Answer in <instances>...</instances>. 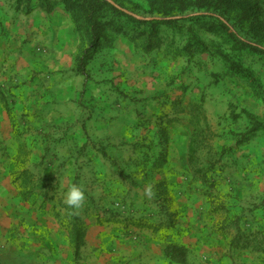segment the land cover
I'll return each mask as SVG.
<instances>
[{
  "label": "rangeland",
  "instance_id": "obj_1",
  "mask_svg": "<svg viewBox=\"0 0 264 264\" xmlns=\"http://www.w3.org/2000/svg\"><path fill=\"white\" fill-rule=\"evenodd\" d=\"M105 1L123 14L105 9L103 37L91 43L65 0H0L22 24L36 11L63 10L78 43L69 78L79 77L70 82L68 124H54L52 173L43 178L55 205L44 209L54 212V229L64 238L52 242L40 229L21 237L15 226L0 247V264H150L148 254L158 256L163 246L165 264H183L166 249L184 245L192 228L225 243L238 232H264V131L245 138L264 127V39L217 0L201 7L199 0ZM253 1L264 21V0ZM59 72L53 71L54 88ZM196 118L207 135L201 161L221 159L208 174L213 187L189 163ZM72 184L84 185L78 212H88L79 259L63 227L64 193ZM198 260L189 247L184 264H213ZM258 260L264 264V256Z\"/></svg>",
  "mask_w": 264,
  "mask_h": 264
},
{
  "label": "crops",
  "instance_id": "obj_2",
  "mask_svg": "<svg viewBox=\"0 0 264 264\" xmlns=\"http://www.w3.org/2000/svg\"><path fill=\"white\" fill-rule=\"evenodd\" d=\"M5 8L0 4L4 21L0 22V247L15 226L16 235L34 234L40 229L50 232L55 242L64 238V233L54 229L57 218L50 208L55 205L49 204L50 183L43 178L52 173L49 161L53 153L48 147L54 124H68L72 109L70 82L79 80L77 75L70 79L68 73L75 67L78 54L75 27L63 10L50 16L36 11L29 24H22ZM55 69L60 71L57 75L61 84L57 88L53 82ZM235 236L225 243L222 238L192 228L190 239L185 237L182 244L194 250L199 257L197 263L208 258L213 264H260L258 258L264 253L233 248ZM164 250L165 246L158 256L148 254L150 264H165ZM234 251L237 254L233 259L225 258Z\"/></svg>",
  "mask_w": 264,
  "mask_h": 264
},
{
  "label": "trees",
  "instance_id": "obj_3",
  "mask_svg": "<svg viewBox=\"0 0 264 264\" xmlns=\"http://www.w3.org/2000/svg\"><path fill=\"white\" fill-rule=\"evenodd\" d=\"M24 1L25 0H19V4H22ZM210 1L214 3L215 0ZM65 2L72 12L75 13L76 23H78L80 19L84 20L88 31V38L91 43L103 37L100 20L105 9L123 14L122 11L116 9L105 0H73V3L70 0H65ZM198 2L200 4L198 6L201 7L207 0H199ZM216 6L222 7L227 11H236L239 18L245 23L255 38L264 39V21L261 19L260 9L256 2L253 0H217ZM17 8L19 9L20 5H18ZM29 11L30 9L28 12ZM29 13H31V11ZM84 60L85 59L82 57L77 61V73L79 74L83 72L81 68L85 65ZM194 127V132L189 144V163L202 183L209 187H213L214 182L208 177V174L216 171V166L217 164H221V159H219L217 163L213 161L212 157H206L204 161H201L200 153L206 148L204 142H207V135L204 134L203 126L200 125L198 119L194 122ZM261 130L264 131V127L260 125L254 126L245 137L246 140L257 137L258 132ZM68 210L69 220L67 223H63V227L67 230L68 241L74 251L75 257L79 259L87 233V217L85 216L88 215V212L86 213V211H84V213H79L78 210L71 208H68ZM83 214H85V216H83ZM56 216H58V214H56ZM253 234L254 233H250L247 235L238 232L231 242V246L236 249L251 248L254 251L264 253V232L256 234L255 236H253ZM166 252L167 257L173 262L184 264L187 261L188 248L184 245L171 244L166 249ZM0 261L3 262V259H0Z\"/></svg>",
  "mask_w": 264,
  "mask_h": 264
},
{
  "label": "clouds",
  "instance_id": "obj_4",
  "mask_svg": "<svg viewBox=\"0 0 264 264\" xmlns=\"http://www.w3.org/2000/svg\"><path fill=\"white\" fill-rule=\"evenodd\" d=\"M86 191L83 184H72L64 193V204L69 208L78 210L84 204Z\"/></svg>",
  "mask_w": 264,
  "mask_h": 264
}]
</instances>
